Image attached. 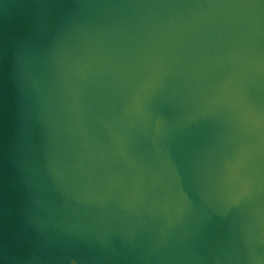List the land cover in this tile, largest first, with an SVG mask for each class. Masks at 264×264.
I'll list each match as a JSON object with an SVG mask.
<instances>
[{
    "label": "water",
    "instance_id": "95a60500",
    "mask_svg": "<svg viewBox=\"0 0 264 264\" xmlns=\"http://www.w3.org/2000/svg\"><path fill=\"white\" fill-rule=\"evenodd\" d=\"M0 264H264V0H0Z\"/></svg>",
    "mask_w": 264,
    "mask_h": 264
}]
</instances>
